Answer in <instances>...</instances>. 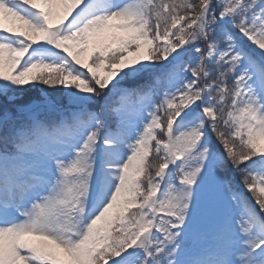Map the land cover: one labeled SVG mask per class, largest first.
Returning <instances> with one entry per match:
<instances>
[{
    "label": "snow or ice",
    "instance_id": "obj_1",
    "mask_svg": "<svg viewBox=\"0 0 264 264\" xmlns=\"http://www.w3.org/2000/svg\"><path fill=\"white\" fill-rule=\"evenodd\" d=\"M0 264H264V0H0Z\"/></svg>",
    "mask_w": 264,
    "mask_h": 264
}]
</instances>
